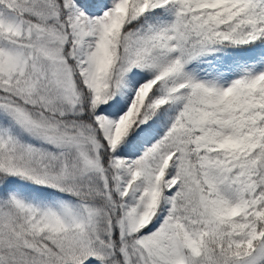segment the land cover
Segmentation results:
<instances>
[{
    "label": "snow or ice",
    "instance_id": "snow-or-ice-1",
    "mask_svg": "<svg viewBox=\"0 0 264 264\" xmlns=\"http://www.w3.org/2000/svg\"><path fill=\"white\" fill-rule=\"evenodd\" d=\"M0 264H264V0H0Z\"/></svg>",
    "mask_w": 264,
    "mask_h": 264
}]
</instances>
